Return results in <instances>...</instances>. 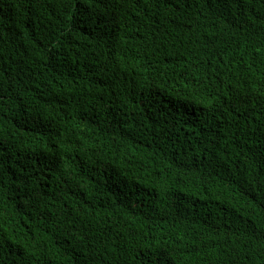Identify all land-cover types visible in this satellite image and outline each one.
Returning <instances> with one entry per match:
<instances>
[{
    "label": "trees",
    "instance_id": "trees-1",
    "mask_svg": "<svg viewBox=\"0 0 264 264\" xmlns=\"http://www.w3.org/2000/svg\"><path fill=\"white\" fill-rule=\"evenodd\" d=\"M0 264H264V0H0Z\"/></svg>",
    "mask_w": 264,
    "mask_h": 264
}]
</instances>
